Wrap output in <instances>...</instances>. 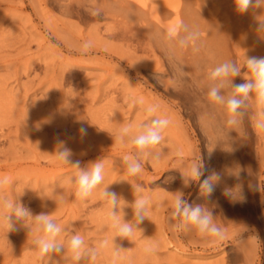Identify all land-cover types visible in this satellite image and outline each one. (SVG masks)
Listing matches in <instances>:
<instances>
[{
	"label": "rangeland",
	"instance_id": "374dc122",
	"mask_svg": "<svg viewBox=\"0 0 264 264\" xmlns=\"http://www.w3.org/2000/svg\"><path fill=\"white\" fill-rule=\"evenodd\" d=\"M62 1L0 0V177L9 178L0 187V199L13 205L0 208V218L7 215L13 225L8 231L0 222V264H264V129L256 127L264 119V108L255 93L239 115L249 158L247 195L214 188L217 199L236 208L246 202L248 209L237 212L232 224L219 226L223 239L201 236L194 228L177 230L182 217L173 215L175 197L193 206L208 205L216 197L202 196L200 183L212 173L218 181L226 177L223 152L209 147L199 123L207 85L202 83L200 89L201 81L170 69L149 49L143 34L115 27L102 16L92 19ZM222 2L232 14L226 33L230 61L240 69L231 80L240 84L251 79L247 58L264 57V30L259 29L264 9L240 14L233 0ZM88 42L90 48L82 51ZM180 83L188 88L179 90ZM149 105L158 106L152 116L146 113ZM158 116L171 123L162 141L140 154L132 139ZM128 125L133 132L121 145L116 136ZM82 127L86 134L80 132ZM61 146L71 151L72 163L80 162L79 169L58 161ZM124 156L141 163V173L128 176ZM101 161L103 183L88 198L78 199V171ZM193 163L203 166L197 180L186 177ZM227 168L236 171L233 165ZM105 189L115 193L114 205L110 196H102ZM142 197L148 203L137 215L135 201ZM16 207L30 215L18 218ZM39 215L60 228L53 241L58 250L42 257L36 243L44 236L36 231ZM115 222L131 225L133 235H116ZM75 235L84 239L78 261L68 247ZM150 243L156 251L147 255L143 249ZM240 245L251 249L246 258Z\"/></svg>",
	"mask_w": 264,
	"mask_h": 264
},
{
	"label": "bare ground",
	"instance_id": "6f19581e",
	"mask_svg": "<svg viewBox=\"0 0 264 264\" xmlns=\"http://www.w3.org/2000/svg\"><path fill=\"white\" fill-rule=\"evenodd\" d=\"M62 2L63 6L75 7L78 12H85L92 19L102 16L115 27L132 28L143 34L146 45L154 54L163 57L166 64L168 63L169 68L174 72L180 71L181 73L183 71L201 81L199 88L205 83L207 85L206 90H209L210 87L217 84L218 81L215 83L213 81V84L209 80L210 71L220 64L231 63V55L228 49L229 40L226 33L232 24V14L224 8L222 0H63ZM97 11L98 14H94ZM177 22L183 25L179 36L173 41H167V28ZM191 32L197 33L195 40L190 41L183 48L180 47L179 40ZM193 65H196L195 70ZM192 81L194 80L192 79ZM191 86L194 88L193 83ZM185 87L188 88V86ZM185 87L180 83L179 90L186 89ZM231 92L230 87L221 89V93L226 97ZM202 95H204V90ZM204 98H207V95H204ZM202 109L204 112L203 116L199 117V123L202 127L201 130L206 135L209 147L212 150H221L224 161H227L223 167L224 173H222L226 177L224 181H217L215 187L224 190L234 188V193L245 198L247 195L245 181L250 177V168L248 153L245 151L246 149L244 150L246 129L240 120V116L235 117L236 122L234 124H228L226 109L222 105L211 102L208 98ZM231 143L236 145L238 151L232 150L233 145ZM228 165L235 166V173L230 171L232 169L228 170ZM212 194L216 197L215 200L205 206L213 210L217 226L223 227L226 224H232L239 216L237 212L248 209L246 202H241L236 208L234 203L229 205L223 199H217V190H214ZM236 197L238 196L236 195ZM246 245H240L245 258L251 250L248 248L249 244Z\"/></svg>",
	"mask_w": 264,
	"mask_h": 264
},
{
	"label": "clouds",
	"instance_id": "9594fccd",
	"mask_svg": "<svg viewBox=\"0 0 264 264\" xmlns=\"http://www.w3.org/2000/svg\"><path fill=\"white\" fill-rule=\"evenodd\" d=\"M235 5V10L237 13L245 14L249 12L250 9H264V0H233ZM94 14H98V11ZM182 24L177 22L171 25L166 30V40L173 41L180 34ZM259 29L264 30V21H259ZM197 36L196 32L189 33L186 37L179 40V46L185 47L190 41L195 40ZM91 46V43H85L83 45L82 51H87ZM246 67L248 68L251 79H246L244 83L235 84L231 83L230 78L236 77L240 74V69L234 63H223L212 69L208 75L209 80L218 81L217 84L210 87L207 91V98L216 104L222 105L228 114V124H234L235 117L240 115L241 108L248 101L250 95L254 92L255 98L262 108H264V57L252 56L247 58ZM225 87H230L232 92L226 97L221 93V89ZM139 102L143 103V98H140ZM158 110L157 105H149L146 107V113L149 116L155 114ZM264 116V113H262ZM171 121L168 118L157 117L151 120V124L147 126L138 135H135L132 139V143L139 150L140 154H147L156 145H158L162 139V133L169 126ZM256 127L264 129V119L257 122ZM80 132L82 134L87 133L86 128H81ZM133 132L132 126H123L119 129L116 136V141L123 145L125 137L131 135ZM62 144V142H61ZM72 153L71 151L61 146L56 151V156L59 162L63 164L72 163L70 160ZM125 162L128 164L127 174L128 176H136L142 171L141 163L132 160L129 156H124ZM104 162H97L91 166L89 170H81L77 173V179L75 181V195L78 199L84 200L92 195L93 191L103 183L104 181ZM202 164L193 163L190 166L189 174L186 177H190L192 180L199 179L203 172ZM72 168L79 169L80 162L76 161L72 163ZM219 177L216 173H212L210 176L205 178L200 183L201 194L207 199L210 198L214 191L215 185ZM9 183L8 177H0V187ZM187 184L188 181L185 180ZM137 191H140L137 188ZM103 197L110 196L111 204H115L116 198L115 193H109L106 189L102 192ZM148 203L146 197L139 198L135 201V208L137 215ZM13 207L12 203L6 199H0V208L11 209ZM15 215L19 217H27L30 215L29 211L23 207H16ZM173 215L176 217H182L181 224L177 226V230H191L194 228L201 236H211L223 239V230L214 223L213 210L209 207L197 204L195 206L187 204L181 199L179 195L175 197L174 200V212ZM109 218L116 221L114 213H108ZM37 228L36 231H42L44 236L36 241L39 245V256L42 257L45 254L58 250L55 245L54 238L57 233L60 232V228L53 222V220L46 215H39L35 218ZM0 222L7 224L8 231L13 230V225L9 222V218L4 216L0 218ZM113 227L117 229L116 235L121 237L130 238L134 229L129 224H120L115 222ZM107 241L101 245V247L107 245ZM84 245V239L80 235L73 236L69 241V250L73 255L74 260L81 259V250ZM144 253L147 255L153 254L156 251V245L150 243L145 245L143 249ZM119 252H114V257H118ZM92 260H96L97 254L95 251L91 255Z\"/></svg>",
	"mask_w": 264,
	"mask_h": 264
}]
</instances>
